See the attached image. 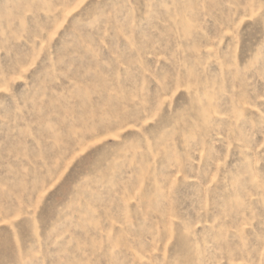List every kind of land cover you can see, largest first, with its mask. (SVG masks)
I'll list each match as a JSON object with an SVG mask.
<instances>
[{
	"label": "rangeland",
	"instance_id": "1",
	"mask_svg": "<svg viewBox=\"0 0 264 264\" xmlns=\"http://www.w3.org/2000/svg\"><path fill=\"white\" fill-rule=\"evenodd\" d=\"M0 264H264V0H0Z\"/></svg>",
	"mask_w": 264,
	"mask_h": 264
}]
</instances>
